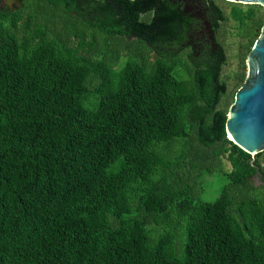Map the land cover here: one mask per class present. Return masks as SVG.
Returning <instances> with one entry per match:
<instances>
[{
    "label": "trees",
    "instance_id": "obj_1",
    "mask_svg": "<svg viewBox=\"0 0 264 264\" xmlns=\"http://www.w3.org/2000/svg\"><path fill=\"white\" fill-rule=\"evenodd\" d=\"M117 1L88 21L81 0L0 4V264H264V151L226 131L261 5L204 0L243 39L229 97L220 38L164 51L182 11Z\"/></svg>",
    "mask_w": 264,
    "mask_h": 264
},
{
    "label": "water",
    "instance_id": "obj_2",
    "mask_svg": "<svg viewBox=\"0 0 264 264\" xmlns=\"http://www.w3.org/2000/svg\"><path fill=\"white\" fill-rule=\"evenodd\" d=\"M13 1L21 6L22 0ZM229 1L264 6V0ZM247 65L248 75L230 107L226 131L234 143L255 155L264 151V25L248 55Z\"/></svg>",
    "mask_w": 264,
    "mask_h": 264
},
{
    "label": "flooded vegetation",
    "instance_id": "obj_3",
    "mask_svg": "<svg viewBox=\"0 0 264 264\" xmlns=\"http://www.w3.org/2000/svg\"><path fill=\"white\" fill-rule=\"evenodd\" d=\"M130 1L133 0H129V3ZM169 1H171L175 6H177L179 10L182 11V14L180 15L181 19L180 28L178 32L179 34L164 33L163 30L165 23L163 20L160 21L159 34L156 39L160 41L162 45V50L174 51L179 54L183 51H191L193 49L196 50L198 46H200L202 50L206 48L204 46L208 45L209 43L212 46H216V37L220 38V40L222 41V26L219 29L214 30L213 24L210 20V16L208 15L207 3L204 0ZM23 3L24 0H22L21 2V7L23 6ZM81 3L84 6L83 7L81 5V10L83 11V14H81V18L84 21L97 19L98 11H101L104 14L105 10H108L111 14H115L116 10L121 7L117 0H81ZM89 3H91V5L95 4L96 8L93 7L92 10H89ZM0 4L2 5V7L8 6L11 9L20 7L13 0H0ZM115 15H117V13ZM120 23L126 24L124 19H121ZM127 28L130 29L129 26ZM111 30H113V32L115 31L114 28H111ZM257 30H259V28H257ZM131 36L132 39H134L135 36L133 34ZM154 47L153 45L150 46L151 49H154ZM203 54H207V52H204Z\"/></svg>",
    "mask_w": 264,
    "mask_h": 264
},
{
    "label": "rangeland",
    "instance_id": "obj_4",
    "mask_svg": "<svg viewBox=\"0 0 264 264\" xmlns=\"http://www.w3.org/2000/svg\"><path fill=\"white\" fill-rule=\"evenodd\" d=\"M222 5L226 7V9H230V7L234 4H239V3H234L229 0H220ZM243 6H246L248 4H240ZM261 10H259V13L261 16L264 17V6H260ZM236 24L232 21L229 22H223L222 23V41L224 42L227 52H228V62L224 66L223 69V74L224 77L228 80V95L234 94L235 90V85L236 81L234 79L235 73L241 68V54H242V48L241 44L243 42V39L237 34L238 28L235 26ZM127 57L122 56L120 59V64H124L126 61ZM248 66L244 67V71L248 75ZM230 101H232V98H230ZM223 166L225 169L230 170L231 169V164L230 162L224 158L223 159ZM205 179L203 182V189H201V194L205 199L208 200H214L220 191L221 186L223 185L224 179L219 175V173H215L214 178ZM257 184H260L262 181V176L259 175L256 178Z\"/></svg>",
    "mask_w": 264,
    "mask_h": 264
}]
</instances>
